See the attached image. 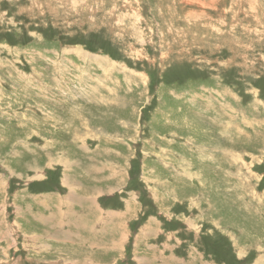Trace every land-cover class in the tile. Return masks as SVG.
<instances>
[{
	"label": "rangeland",
	"instance_id": "rangeland-1",
	"mask_svg": "<svg viewBox=\"0 0 264 264\" xmlns=\"http://www.w3.org/2000/svg\"><path fill=\"white\" fill-rule=\"evenodd\" d=\"M0 264H264V0H0Z\"/></svg>",
	"mask_w": 264,
	"mask_h": 264
}]
</instances>
